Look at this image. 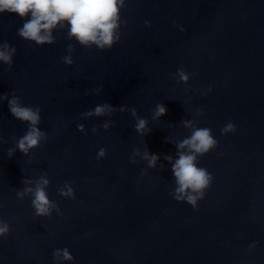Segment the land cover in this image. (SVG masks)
Wrapping results in <instances>:
<instances>
[{
    "label": "water",
    "instance_id": "water-1",
    "mask_svg": "<svg viewBox=\"0 0 264 264\" xmlns=\"http://www.w3.org/2000/svg\"><path fill=\"white\" fill-rule=\"evenodd\" d=\"M121 16V40L99 50L63 30L38 46L17 34L18 15L0 14V43L17 49L11 69L0 64V94L39 107L47 133L28 155L9 157L27 124L0 102V219L11 225L0 264H54L64 247L74 257L65 264H264V0H126ZM68 44L72 65L62 60ZM180 68L187 83L174 75ZM105 102L136 108L151 131L137 133L130 111L81 116ZM159 102L167 113L153 120ZM185 120L218 141L199 158L213 181L197 208L169 194L164 159L190 134ZM229 122L236 131L223 134ZM146 149L161 155L156 168ZM42 176L58 210L37 217L31 195L17 192ZM66 182L74 199L60 195Z\"/></svg>",
    "mask_w": 264,
    "mask_h": 264
},
{
    "label": "clouds",
    "instance_id": "clouds-1",
    "mask_svg": "<svg viewBox=\"0 0 264 264\" xmlns=\"http://www.w3.org/2000/svg\"><path fill=\"white\" fill-rule=\"evenodd\" d=\"M126 7V0H0V14L5 12L18 15L24 22L17 29V34L38 46L54 44L55 33L63 30L67 38L74 40L86 48L99 50L111 49L121 40V28L126 21L122 19L121 10ZM150 26V21H145ZM183 31V28L181 27ZM75 50L73 44H68L67 55L62 60L67 65L74 64L72 53ZM17 49L7 41L0 43V64H5L8 69L13 65V58ZM178 82L187 83L189 73L180 68L174 74ZM103 86H101L102 88ZM101 88L94 91L99 93ZM211 89L209 88V91ZM87 94V93H86ZM7 101L10 114L17 120L27 124V131L19 138L13 137L14 147L8 150V156L12 157L17 150L28 155L32 149L37 148L47 139V133L39 125L41 124V109L25 105L15 92L0 94V102ZM115 111H130L135 118V131L140 135L148 134L147 118L138 115L136 108L121 106L118 109L110 103L97 104L94 108L84 111L82 117H103ZM202 112V110H201ZM167 113L166 106L159 102L153 109V120H158ZM191 129L190 134L180 140L176 145V154L164 155V159L171 165V173L174 179V190L169 194L178 202H187L193 208L198 207V202L205 197L206 190L211 186L213 175L206 168L199 166V158L213 150L218 141L207 127H198L192 121H182ZM78 130L85 132V125L79 124ZM101 127L107 130L109 122H104ZM97 127L92 132H97ZM236 131V125L232 122L223 127L222 133L228 134ZM166 142H167V138ZM0 137V143H4ZM106 156V150L100 148L97 158ZM161 155L145 150L143 159L147 161L149 168H156ZM50 181L46 176L40 177L35 182L25 178L24 187L17 192V197L23 199L25 195H31V207L37 217L50 216L53 210H58V205L51 200L47 191ZM60 195L75 198L74 189L67 182L60 189ZM11 225L0 219V236L10 232ZM54 264L73 261L74 257L67 247L57 248L53 252Z\"/></svg>",
    "mask_w": 264,
    "mask_h": 264
}]
</instances>
